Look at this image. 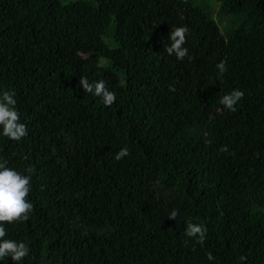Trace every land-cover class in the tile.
<instances>
[{"label":"trees","instance_id":"trees-1","mask_svg":"<svg viewBox=\"0 0 264 264\" xmlns=\"http://www.w3.org/2000/svg\"><path fill=\"white\" fill-rule=\"evenodd\" d=\"M82 1L97 16H71L74 33L62 0H0V95L27 126L19 141L0 128V161L34 169L29 219L4 225L30 249L19 264H264V0H219L223 32L194 0ZM181 26L178 61L164 49ZM234 89L232 112L219 100Z\"/></svg>","mask_w":264,"mask_h":264},{"label":"clouds","instance_id":"clouds-1","mask_svg":"<svg viewBox=\"0 0 264 264\" xmlns=\"http://www.w3.org/2000/svg\"><path fill=\"white\" fill-rule=\"evenodd\" d=\"M189 29L185 26L177 27L170 32L169 45L164 51L167 55H175L176 59L183 60L188 56L186 36ZM189 59H192L189 57ZM218 71L223 74L226 71L225 61L216 65ZM79 85L87 94H92L101 99L105 107H111L116 102V94L110 91L103 79L89 82L86 77H80ZM244 97L241 90H232L230 93L223 95L219 103L228 111H236L235 106ZM17 100L14 92L5 91L0 95V128L2 135L9 140L19 141L27 135V126L20 122L19 113L16 110ZM206 143H211L206 141ZM220 152H227V146L219 149ZM127 147L121 148L114 156L119 161L129 155ZM7 160L0 161V260L10 257L15 264H19L29 254V247L24 242H17L13 239H6L7 230L5 224H14L29 219V214L33 211V204L29 201L28 196L31 191V175L33 168L29 166L26 171L29 175L21 174L19 171L7 167ZM178 215L177 210H173L169 218L175 220ZM207 227L204 224L188 223L185 235L189 238H196V243L203 244L206 240ZM207 259L213 260L211 253ZM246 257L241 256L240 260Z\"/></svg>","mask_w":264,"mask_h":264},{"label":"rangeland","instance_id":"rangeland-1","mask_svg":"<svg viewBox=\"0 0 264 264\" xmlns=\"http://www.w3.org/2000/svg\"><path fill=\"white\" fill-rule=\"evenodd\" d=\"M197 4L205 5L207 11L216 22L220 31L223 32L225 26L229 23L230 17L228 15L220 14L218 12L219 0H194ZM63 5L67 10V20L71 23V16H76L86 22L91 26L97 16V12L89 6L87 3H84L82 0H62ZM72 24V23H71ZM73 25L74 33L78 32V28L75 24ZM82 58L91 64H95L98 61V57L95 53L88 55H82Z\"/></svg>","mask_w":264,"mask_h":264}]
</instances>
